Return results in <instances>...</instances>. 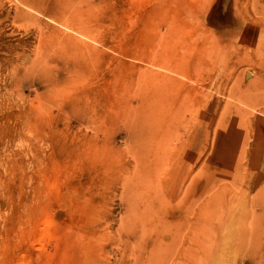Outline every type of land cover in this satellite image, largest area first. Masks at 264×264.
<instances>
[{
    "label": "rangeland",
    "instance_id": "374dc122",
    "mask_svg": "<svg viewBox=\"0 0 264 264\" xmlns=\"http://www.w3.org/2000/svg\"><path fill=\"white\" fill-rule=\"evenodd\" d=\"M0 264H264V0H0Z\"/></svg>",
    "mask_w": 264,
    "mask_h": 264
},
{
    "label": "bare ground",
    "instance_id": "6f19581e",
    "mask_svg": "<svg viewBox=\"0 0 264 264\" xmlns=\"http://www.w3.org/2000/svg\"><path fill=\"white\" fill-rule=\"evenodd\" d=\"M258 43H260V40L258 39Z\"/></svg>",
    "mask_w": 264,
    "mask_h": 264
}]
</instances>
